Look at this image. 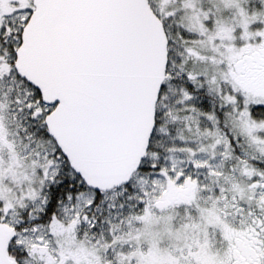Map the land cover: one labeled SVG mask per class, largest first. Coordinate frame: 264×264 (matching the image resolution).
<instances>
[{"label": "snow or ice", "instance_id": "6c2138e0", "mask_svg": "<svg viewBox=\"0 0 264 264\" xmlns=\"http://www.w3.org/2000/svg\"><path fill=\"white\" fill-rule=\"evenodd\" d=\"M0 264H264V0H0Z\"/></svg>", "mask_w": 264, "mask_h": 264}]
</instances>
